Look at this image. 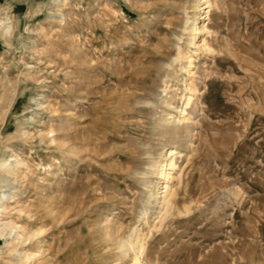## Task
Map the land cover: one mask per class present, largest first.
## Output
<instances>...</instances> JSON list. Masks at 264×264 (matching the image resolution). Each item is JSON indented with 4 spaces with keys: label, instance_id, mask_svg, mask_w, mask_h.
<instances>
[{
    "label": "rangeland",
    "instance_id": "rangeland-1",
    "mask_svg": "<svg viewBox=\"0 0 264 264\" xmlns=\"http://www.w3.org/2000/svg\"><path fill=\"white\" fill-rule=\"evenodd\" d=\"M139 232L142 264H264V0H0V264Z\"/></svg>",
    "mask_w": 264,
    "mask_h": 264
},
{
    "label": "bare ground",
    "instance_id": "bare-ground-1",
    "mask_svg": "<svg viewBox=\"0 0 264 264\" xmlns=\"http://www.w3.org/2000/svg\"><path fill=\"white\" fill-rule=\"evenodd\" d=\"M204 29L208 30L206 27ZM203 46L204 48L207 47L206 40H204ZM190 63L192 64V57L190 58ZM189 90H190V95L186 98L185 107L182 109L181 118H186L187 116H189L188 109L191 108L194 100V95L197 92V88L194 87L189 88ZM178 154L179 153L177 152L176 149H171L169 156L167 157L166 160H164L161 163L162 167L159 168L158 174H160V178H163L165 182L167 181V183L165 185V190L161 192L163 193V195H161L163 201L160 209L154 216V221L158 218L162 221L170 213V210L172 211V208H177V210H180L179 206L181 199L174 200V198L172 197L173 196L172 187L170 184L172 180L176 179L173 171H175L177 168L176 160ZM4 210H5V205H4ZM154 228H156V225H154ZM142 236L143 233L139 232L136 234V237L132 241L130 242L127 241L128 242L127 246L135 253V257L133 258L134 261L133 264H142L141 257L143 256L145 251V243L144 240L142 239Z\"/></svg>",
    "mask_w": 264,
    "mask_h": 264
}]
</instances>
